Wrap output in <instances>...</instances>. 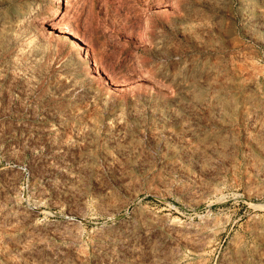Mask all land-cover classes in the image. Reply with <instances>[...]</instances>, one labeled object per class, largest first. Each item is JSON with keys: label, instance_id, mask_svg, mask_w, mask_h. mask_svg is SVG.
<instances>
[{"label": "rangeland", "instance_id": "1", "mask_svg": "<svg viewBox=\"0 0 264 264\" xmlns=\"http://www.w3.org/2000/svg\"><path fill=\"white\" fill-rule=\"evenodd\" d=\"M0 264H264V0H0Z\"/></svg>", "mask_w": 264, "mask_h": 264}, {"label": "bare ground", "instance_id": "2", "mask_svg": "<svg viewBox=\"0 0 264 264\" xmlns=\"http://www.w3.org/2000/svg\"><path fill=\"white\" fill-rule=\"evenodd\" d=\"M72 39V38H71ZM72 42V41H71ZM77 43V42H76ZM73 44V43H72ZM78 44V43H77ZM74 45V44H73ZM80 48V47H79ZM206 229V228H205Z\"/></svg>", "mask_w": 264, "mask_h": 264}]
</instances>
